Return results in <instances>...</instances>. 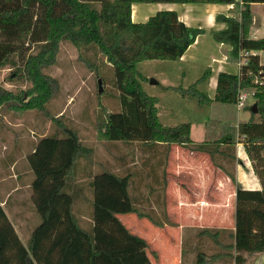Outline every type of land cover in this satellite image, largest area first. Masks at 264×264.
I'll list each match as a JSON object with an SVG mask.
<instances>
[{
  "label": "trees",
  "instance_id": "trees-1",
  "mask_svg": "<svg viewBox=\"0 0 264 264\" xmlns=\"http://www.w3.org/2000/svg\"><path fill=\"white\" fill-rule=\"evenodd\" d=\"M196 2L238 6L234 0H21L12 12L1 9L0 24L3 18L19 19L31 6L34 17L26 44L0 41V69L15 68L30 82L26 91L16 93L0 86V109L19 114L37 111L48 117L46 105L58 85L43 69L55 64L61 43L68 42L79 52L95 48L115 72L121 110L106 114L98 124L100 140L178 145L203 152L207 146L193 144L190 139V124L166 127L159 122L157 99L143 91L138 71V65L145 61L179 60L201 31L184 25L175 11H158L143 23L131 19L134 4ZM259 3L264 4V0H242L240 17H216L227 27L213 37L219 43L231 45L232 55L228 57L231 63H237L241 52H264V38H249L251 5ZM263 74L259 56L249 55L238 75L218 74L211 102L197 90L206 80L207 71L188 89H179L182 96H196L199 105L209 103L210 123L216 125L228 121L226 117L232 112L229 106L235 105L239 91L253 94L257 112L253 113L252 106L246 105L244 109L251 113L249 120L237 125L223 123L217 145H231L236 133L244 137L246 155L260 183L259 190H245L236 185L233 242L224 246L229 250L227 253L212 257H229L234 264H245V255L264 254ZM234 120L233 116L230 122ZM58 130L60 137L57 134L41 137L26 157L34 176L32 198L39 216L26 245L0 206V264H152L147 255L148 243L131 233L119 218L137 213V201H132L128 194V175L102 171L93 177L91 221L86 227L80 224L73 211L74 196L65 190L77 160L90 159L93 150L71 128L60 125ZM207 150L211 157L216 152ZM230 180L234 183L233 177ZM217 233L210 229L201 231L216 244ZM196 264H206L203 254L197 255Z\"/></svg>",
  "mask_w": 264,
  "mask_h": 264
},
{
  "label": "rangeland",
  "instance_id": "rangeland-1",
  "mask_svg": "<svg viewBox=\"0 0 264 264\" xmlns=\"http://www.w3.org/2000/svg\"><path fill=\"white\" fill-rule=\"evenodd\" d=\"M156 9V4H138L135 9V14L138 10L135 22L142 23L143 20L145 22L156 13ZM262 9H264L263 6H256L251 12L255 18L258 17L261 20L264 19ZM238 12L237 16L240 17ZM214 43L217 47L212 50L211 47L214 46ZM231 51V45L220 44L213 36L206 35L201 38L199 47L193 48L186 54L187 61L196 57L204 68L178 60H150L138 65V71L141 74L139 81L143 91L157 99L159 122L166 127H174L183 123L190 124V138L198 143L204 141L207 128V133L210 134L208 138L211 140L208 149L216 150L211 157L210 165L219 168L229 177V180L231 177L234 178V183L231 180L230 182L226 180L227 187L221 186L219 188L220 196L216 192L212 195L213 191L208 188L205 196L207 199L210 196V201H178L174 191L165 190L164 182L159 181L162 177L158 174L159 167L163 166L164 158L162 161V157H160L161 162L158 164L152 165L153 163H151L150 170L152 171V167L153 170L155 169L153 178L150 177L148 181H145L144 191H139V193L141 192L139 197L141 200L135 204L137 213L122 215L120 219L129 231L137 233L143 230L145 232V239L150 243L147 254L153 260L156 258L154 254L157 251L168 252V250L174 249L175 252L181 251L182 264H196L198 254H203L206 264H234L233 259L229 257L220 259L212 257L227 253L229 250L224 246L233 242L232 233L235 223V193L233 191L237 185L236 171L245 170L247 167L248 172L250 169L253 171V169L245 152L244 137L236 133L231 145L221 147L217 145L220 143L218 140L220 139L219 134L223 130L221 126L223 123L237 125L239 121L249 120L251 113L244 108L237 110L235 105L229 106V110L232 112L227 115L228 118L226 117L228 121L223 120L220 125L212 124L210 123L211 108L209 103L199 105L196 96H182L179 93V89L186 90L196 83L198 76H202L206 67L214 68L212 59H218L221 55L231 57ZM34 52L35 50L32 51V53ZM241 53L237 59L238 64L248 59V56L245 57L244 53ZM236 68L232 71L236 70L237 72ZM15 71V68L10 66L1 68L0 86L15 93L26 91L30 87V82L20 72L16 71L17 73H15ZM43 73L54 78L58 85L57 90L46 105L48 117L37 111L19 114L0 109L1 117L5 116L6 119V121L1 120L2 123H0V136L3 137L7 148L5 152L9 151L13 144L18 145L21 140L23 141L21 148L29 151L40 137L59 135L58 127L65 125L78 134L82 143L92 148V155L97 168L98 165L105 166V152L109 156L113 155L116 164L120 162L119 157L127 152L131 156V164L128 163L130 171L141 175L142 167H145L146 164L142 157V143L130 142V144L124 145L122 142L121 144L116 142L117 144H113V142L102 141L97 136V126L104 121L105 115L121 110L120 94L115 86L114 69L100 56L98 51L95 48H90L79 52L72 44L62 42L55 64L43 69ZM197 90L202 91L210 99L215 94V91L205 90L202 86L201 88L197 86ZM239 93L243 94L242 91ZM252 95V93L245 95L244 106L253 107L255 105ZM233 116L235 120L230 122ZM254 119L258 120V115H255ZM2 146L0 145V150H2ZM220 151L224 153L223 156ZM163 153L165 154V148H159L158 154L163 155ZM125 157L128 161L129 155ZM106 165L109 166L107 163ZM246 176L247 178L244 177V179L249 178L248 182H255L257 187L258 178L256 175L249 172ZM190 177L192 176L184 174L185 181H188ZM249 187L253 188L254 185L251 184ZM193 197H196L194 193ZM73 209L89 218L92 208L89 202H76ZM139 214L143 216L139 217ZM37 217L34 227L39 223V216ZM88 224L89 219H82L84 227ZM205 229L218 232V244L210 237L201 234V231ZM28 231L24 233L20 231V233L26 237ZM231 253L234 254V252ZM245 259V264H264V254L262 253L245 255Z\"/></svg>",
  "mask_w": 264,
  "mask_h": 264
},
{
  "label": "crops",
  "instance_id": "crops-1",
  "mask_svg": "<svg viewBox=\"0 0 264 264\" xmlns=\"http://www.w3.org/2000/svg\"><path fill=\"white\" fill-rule=\"evenodd\" d=\"M20 2L21 0H0V6L4 8H0V11L2 9V11L5 10L12 12L18 8ZM137 5L138 4H134L131 7V19L133 22L136 21L137 17L138 10H136L135 14V9ZM156 6L157 9L155 10V12L162 10L175 11L179 21H181L184 25L201 31V33L196 37L194 43L178 60L180 62H187L190 65L200 66L201 68H204V66L203 64H200L199 60H197L196 57L191 58V61H187V52H189L193 48L199 47L201 44V38H203L204 36H213L215 33L226 29L227 25L225 22L216 20V17L218 15L226 18H231L237 16L238 12V8L235 7V9L232 10L230 6L226 4H211L204 2L185 4L166 3L156 4ZM256 6H263L264 8V4H252L251 11H253V7ZM261 11L264 12V9H262ZM251 13L253 16V22L249 32V38L262 39L264 38V19L260 20L258 17L255 18L253 12ZM33 15L34 8H32L31 6L29 12H27L19 19L10 20L7 18H3L0 24V41H8L16 44H26L29 36V30L34 17ZM216 47L217 46H215L214 43V46H212L211 49L215 50ZM262 54H264V52H253V54L248 53L247 56L258 55L261 59L260 64L264 65V55ZM212 63L215 65L214 68L206 67V69H204V72L206 70L208 72V75L206 80L198 85V88H201L202 86L205 88V90L210 89L215 91L217 76L219 73L224 72L228 74L233 73V75H237L239 72L238 64L229 62L227 56L223 57V55H221V57L218 59H212ZM235 67H237V72L236 70L232 71V69H234ZM201 77L202 76H198L197 80ZM207 98L210 100V102L213 99H210L209 96H207ZM1 120L6 121L5 116L1 117L0 115V123H2ZM209 125L207 126L209 127ZM209 135L210 134L207 133L206 128V134L203 142L198 143L194 142L193 140L191 141L193 142V144H204L209 147L211 145V140L208 138ZM35 144L33 145V147L31 146V149L29 151H25L21 148V146L23 145V141L21 140L18 145L13 144L12 148L9 149V151L5 152L7 148L4 144L3 137L0 136V145H3L2 150H0V206L3 208L7 218L11 222L18 238L20 239L23 245H26L27 240L31 235V232L34 229V223L38 219V215L32 198L31 184L34 179V176L26 160V157L33 151ZM113 144L117 143L113 142ZM122 144L126 145L128 143ZM142 146V157L144 158L146 164L144 165L145 167H142L141 175L135 174L133 173V171H130L131 169H129L130 167H128V163L131 164L130 153L126 152L122 154V156L119 157L120 162L116 164L114 163L113 155L109 156V154L105 152V166L98 165L99 169L96 166L93 155L90 157V159H78L71 176L68 178L67 187L65 191L74 196L75 203L89 202L92 208L93 189L91 186V181L93 177L99 174L100 172L109 171L118 176L128 175V194L132 201H140L141 199H139V197L142 190L144 191L145 189V181H148L150 177L153 178V173L155 169L153 170L152 167L151 171L150 167L152 165L160 163V157H162V161L164 158V164L163 166L161 165L159 167L160 170L158 174L162 176L161 180L159 181L164 182L163 186H165V190L174 191L175 195L179 199L178 201H210V196L208 199L205 196L206 190H208V188L209 190L213 191L212 195H214V192H216L220 196L221 193L219 192V188H221V186H223V188L227 187V181L230 182L229 177L225 175L219 168L210 165L211 156L210 154L205 152L208 149L207 147H205L203 152H197L192 151L189 147L175 145H171L169 146V148L165 147L166 145L164 144H143ZM159 148H165V154L163 153L164 156L158 154ZM167 150L168 154H166ZM127 155H129L128 161L125 157ZM148 162L150 165L147 164ZM106 163L109 166H107ZM151 163L153 164L151 165ZM249 172L254 175L251 169ZM249 172L248 167L245 170L239 169L236 171L235 179L237 180V185L245 190H259V180H257L258 183L256 187L255 182H248L250 180L249 178L244 179V177L247 178L246 174ZM184 174H189L192 177H190L188 181H185ZM251 184L254 185L253 188L249 187L251 186ZM139 191L141 192L139 193ZM233 192L235 193V191ZM193 193L196 197H193ZM90 210L92 211V209ZM73 211L79 219L81 225L82 219H89V222L91 221L90 216L89 218H87V216H84V214L75 211V209H73ZM120 217H122V215L119 216V218ZM20 231H23V233L25 231H28L25 235L26 237L22 236ZM131 233L143 238L148 243V248L150 247L149 241L145 239L146 234L143 230H140L137 233ZM23 239H25V242H23ZM154 255L156 257L154 260L149 258L152 264H182V254L180 250L179 252H175L174 249H172V251L168 250V252L164 250L163 252H161L159 250Z\"/></svg>",
  "mask_w": 264,
  "mask_h": 264
},
{
  "label": "built area",
  "instance_id": "built-area-1",
  "mask_svg": "<svg viewBox=\"0 0 264 264\" xmlns=\"http://www.w3.org/2000/svg\"><path fill=\"white\" fill-rule=\"evenodd\" d=\"M234 1L238 3V6H234V5H231V4H230V5H229L230 8H231L232 10H234L235 7H237L238 10L240 11L241 6H242V0H234ZM242 53H244V56L247 57V54H248V53H245V52H242ZM245 59H247V58H245ZM247 60H248V59H247ZM246 63H247V61L244 60L242 63L238 64L239 72H240V68H241L243 65H246ZM239 72H238V74H239ZM238 74H237V75H238ZM245 99H246V96L243 95L242 93H239V94L237 95V100H236V103H235V106H236L237 110H241V109L244 108V102H245Z\"/></svg>",
  "mask_w": 264,
  "mask_h": 264
},
{
  "label": "water",
  "instance_id": "water-1",
  "mask_svg": "<svg viewBox=\"0 0 264 264\" xmlns=\"http://www.w3.org/2000/svg\"><path fill=\"white\" fill-rule=\"evenodd\" d=\"M263 76H264V74H263ZM256 111H257V110H256V106L253 105V107H252V112H253V113H256Z\"/></svg>",
  "mask_w": 264,
  "mask_h": 264
}]
</instances>
